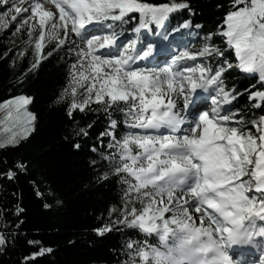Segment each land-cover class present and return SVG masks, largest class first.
<instances>
[{
    "label": "snow or ice",
    "instance_id": "snow-or-ice-1",
    "mask_svg": "<svg viewBox=\"0 0 264 264\" xmlns=\"http://www.w3.org/2000/svg\"><path fill=\"white\" fill-rule=\"evenodd\" d=\"M49 2L58 12L46 10L39 0H30L28 7H22L25 0H0V30L9 29V13L16 24L12 34L28 25L24 44L34 43L32 68L44 58L45 43L55 42L53 51L65 50L73 57L68 85L55 101L69 100L70 117L77 110H92L93 103L108 113V127L99 137L101 143L107 137L106 147L115 152L101 151L100 156L125 187L123 207L109 209V216L115 212L116 218L95 229L98 235L116 224L156 234L159 247L132 240L125 244L128 264H191L183 235L198 238L204 252L214 249L221 264H233L228 251L232 245L258 247L255 238H264V223L257 226L258 220L264 222V115L245 121L233 105L242 93L225 87L223 74L233 64L212 43V33L196 50L182 42L193 28L203 27L190 18L173 25L171 14L185 9L192 13L188 0ZM234 3L243 6L226 14L220 35L234 49L236 67L258 75L264 84V0ZM22 12L30 15L18 19ZM31 100L21 96L0 104L5 111L0 123L12 124L0 148L18 144L34 129L36 116L26 107ZM249 100L260 107L264 91L250 92ZM110 108L124 114L128 130L119 139ZM246 123L256 132L246 130ZM87 128H79L76 135L87 136ZM90 150L96 152V145ZM16 167L24 170L26 165L18 162ZM6 175L11 179L15 172L10 169ZM190 208L199 213L200 226L189 215ZM166 213L171 216L166 218ZM5 244L0 234V246ZM51 251L41 248L25 260Z\"/></svg>",
    "mask_w": 264,
    "mask_h": 264
},
{
    "label": "trees",
    "instance_id": "trees-1",
    "mask_svg": "<svg viewBox=\"0 0 264 264\" xmlns=\"http://www.w3.org/2000/svg\"><path fill=\"white\" fill-rule=\"evenodd\" d=\"M188 3L192 13L186 9L175 13L171 18L173 25L190 18L193 25L203 27L193 28V36L186 35L183 43H190L196 50L202 46L203 37L212 33V43L233 64L223 74L225 87L242 93L233 105L245 121L264 115V104L253 107L258 101L249 100V93L264 91V84L258 75L246 74L236 67L238 58L234 49H229L226 38L220 35L226 14L243 5H235L234 0H188ZM37 34L38 30L34 36ZM128 34L133 35L125 33ZM26 39V29L15 34L11 29L0 31V104L16 97H31L27 109L36 116L28 138L16 146L0 148V234L6 238V244L0 246V264H128L125 244L129 240L160 245L156 234L148 235L124 224L113 225L112 231L103 236L95 231L116 218L115 212L109 216L111 207H123L125 185L100 156L101 151L105 155L115 152L106 147L107 137L103 143L99 137L108 127V113L93 103L92 110H77L70 117L69 100L55 101L68 85L73 57L66 55L65 50L53 51L55 42L45 43L44 58L32 68L36 62L34 43L25 46ZM49 52L51 56L47 55ZM209 63L215 68V60ZM108 111L118 121L119 139L128 130L123 123L124 114L111 108ZM89 124L91 128H87ZM81 127L87 128V136L76 135ZM245 128L256 132L251 123H246ZM74 143L81 147L74 148ZM92 145H96V152L90 150ZM18 162H24V170L16 167ZM10 169L15 172L11 179L6 175ZM105 172L109 173L107 178H103ZM136 207H140L139 202ZM41 248L52 251L25 260Z\"/></svg>",
    "mask_w": 264,
    "mask_h": 264
},
{
    "label": "rangeland",
    "instance_id": "rangeland-1",
    "mask_svg": "<svg viewBox=\"0 0 264 264\" xmlns=\"http://www.w3.org/2000/svg\"><path fill=\"white\" fill-rule=\"evenodd\" d=\"M29 2H30V0H25V3H24V5H22V7H28ZM39 2H41V3L44 4V7H45L46 10H52L53 12H58V10L55 9V6H54L53 4H51V3L49 2V0H39ZM0 9H2V11H3V6H2V5H0ZM174 14H175V13L171 14V17H172ZM11 15H12V13H9V16H8L9 25H10L9 29L14 28V27L16 26L15 22H12V21H11ZM28 15H30V13H23V12H22V13H20V14L18 15V19H19V16H28ZM132 15H136V14H132ZM171 17H170V18H171ZM37 20H38V18H37ZM37 20H33V21H31V22L35 23V22H37ZM133 22H134V21H133ZM27 27H28V25L25 24V25L21 26L20 29H27ZM0 31H1V30H0ZM191 32H192V31H191ZM125 36H126V37H132V38H133V36L130 35V34L125 35ZM192 36H193V32H192V35H191V36H188V37H192ZM120 41L126 42V41H125V37H120ZM201 59H202V58H199L198 60H201ZM26 107H28V105H27ZM27 110H28V109H27ZM28 111H29V110H28ZM4 117H5V111H4V110H0V120H4ZM6 129H8V130L6 131ZM11 131H12V124H11L10 121H9V122H5V123H0V139H4V138H6L8 135L11 134ZM32 131H33V130H31V131L27 134V136H24V137L20 138L19 143H20L22 140L28 138V137L31 135ZM19 143H18V144H19ZM18 144H16V145H18ZM16 145H14V146H16ZM11 146H13V145H11ZM242 179H245V177H243ZM184 198L187 199V197H184ZM189 215L192 216L193 221L197 224V226H200L201 221L199 220V213L195 212V210H192V208H190V209H189ZM170 216H171V213H166V214H165V217H166V218H168V217H170ZM262 223H264V222H261V221L258 220V221H257V226H260ZM205 226H207L206 223H205ZM255 240H256V243H257V244L260 243V240L258 239V237H256ZM229 249H230V248H229ZM257 253H261V252H258V251H257ZM262 259H264V256H260L257 260L254 261V263H250V264H261V260H262ZM251 262H252V261H251Z\"/></svg>",
    "mask_w": 264,
    "mask_h": 264
},
{
    "label": "clouds",
    "instance_id": "clouds-1",
    "mask_svg": "<svg viewBox=\"0 0 264 264\" xmlns=\"http://www.w3.org/2000/svg\"><path fill=\"white\" fill-rule=\"evenodd\" d=\"M182 247L189 256L191 264H221L215 250L209 249L208 252L202 251L201 241L195 236L183 235ZM233 264H239V261H233Z\"/></svg>",
    "mask_w": 264,
    "mask_h": 264
}]
</instances>
